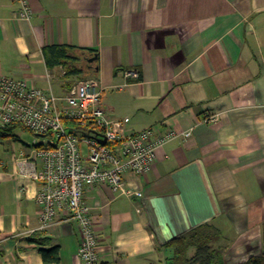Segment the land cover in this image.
<instances>
[{"label":"crops","instance_id":"crops-1","mask_svg":"<svg viewBox=\"0 0 264 264\" xmlns=\"http://www.w3.org/2000/svg\"><path fill=\"white\" fill-rule=\"evenodd\" d=\"M28 3L25 20L18 2L0 0V75L62 96L80 76L48 67L44 47L90 50L112 117L126 118L131 131L179 134L146 173L124 175L142 197L85 188L98 264H168L169 242L205 224L218 262L264 259V0ZM32 143L0 146V264H46L40 249L51 246L59 264H82L76 222L56 218L41 229L39 185L17 174L14 158Z\"/></svg>","mask_w":264,"mask_h":264},{"label":"built area","instance_id":"built-area-1","mask_svg":"<svg viewBox=\"0 0 264 264\" xmlns=\"http://www.w3.org/2000/svg\"><path fill=\"white\" fill-rule=\"evenodd\" d=\"M19 3L18 16L28 20V0ZM128 78H138L134 70ZM97 78L77 80L65 95L31 86L22 79L0 75V127L19 123L42 141L31 144L29 155L14 158L17 174L38 183L35 201L40 207V228L56 218L74 221L80 232L78 257L82 264L99 263V236L92 207L84 199L86 187L106 184L118 195L142 197L126 186L124 175L146 173L157 150L178 136L174 130L155 135L151 128L127 129L126 118L112 117L102 105ZM215 119L210 114L204 122ZM192 129L181 132L189 137ZM104 140V143H102Z\"/></svg>","mask_w":264,"mask_h":264},{"label":"trees","instance_id":"trees-1","mask_svg":"<svg viewBox=\"0 0 264 264\" xmlns=\"http://www.w3.org/2000/svg\"><path fill=\"white\" fill-rule=\"evenodd\" d=\"M43 53L47 66L50 68L61 66L65 70V75H77L80 76L79 78H86L96 77L98 73L99 65L96 52L79 49L74 46L54 45L44 47ZM94 55L96 56L95 60L88 62L87 58ZM17 126L27 129L22 124L11 123L5 127H0V135H11V131ZM212 231L213 228L205 224L174 238L169 242V245L174 249V255L169 259L168 264H224L217 261L214 250L211 248ZM31 241L37 244H45L47 242L42 237L32 238ZM191 248L194 251L189 255ZM40 253L46 264H59V248L57 246H51L47 249L42 248ZM237 264H264V259L249 258Z\"/></svg>","mask_w":264,"mask_h":264},{"label":"rangeland","instance_id":"rangeland-1","mask_svg":"<svg viewBox=\"0 0 264 264\" xmlns=\"http://www.w3.org/2000/svg\"><path fill=\"white\" fill-rule=\"evenodd\" d=\"M82 78H85V77H82ZM82 78H79L78 80ZM42 139L45 140L44 137L37 136L33 134L31 131L24 129L20 126H17L11 131V135H6V136L0 135V142H1L0 146L4 148L3 149L4 151H9L11 149L12 144L14 143L15 144H22V143L26 144V143H32L35 140L39 142V141H42Z\"/></svg>","mask_w":264,"mask_h":264},{"label":"water","instance_id":"water-1","mask_svg":"<svg viewBox=\"0 0 264 264\" xmlns=\"http://www.w3.org/2000/svg\"><path fill=\"white\" fill-rule=\"evenodd\" d=\"M95 58H96V56L94 55V56L87 58V60H88V62H92L95 60ZM102 143H104V140H102Z\"/></svg>","mask_w":264,"mask_h":264}]
</instances>
